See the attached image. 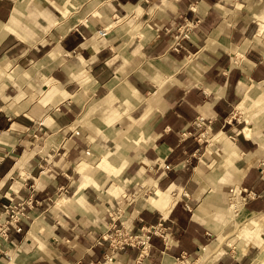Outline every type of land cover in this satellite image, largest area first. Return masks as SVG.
<instances>
[{"label":"crops","instance_id":"0c3cea01","mask_svg":"<svg viewBox=\"0 0 264 264\" xmlns=\"http://www.w3.org/2000/svg\"><path fill=\"white\" fill-rule=\"evenodd\" d=\"M18 4L27 35L0 41L26 65L0 88V203L37 202L0 264H264V0ZM184 17L199 22L176 50ZM42 77V95L12 101ZM159 223L145 253L111 249L114 225Z\"/></svg>","mask_w":264,"mask_h":264},{"label":"built area","instance_id":"2783aa9c","mask_svg":"<svg viewBox=\"0 0 264 264\" xmlns=\"http://www.w3.org/2000/svg\"><path fill=\"white\" fill-rule=\"evenodd\" d=\"M198 22L199 19H187L184 17L183 22L175 27L174 33L172 32L174 49L178 50L181 40L190 36L192 30L198 25ZM167 30L171 29L167 28ZM194 128H203L201 132H204L205 126L203 118H199L195 121ZM242 201L241 198H236L234 195H231L229 197L228 207L236 213ZM36 202L37 200H34L32 195L29 194L27 197H8V201L0 203V246L3 242L8 240L9 232L12 228L16 230L21 229L19 224L20 220L27 216L29 209H31ZM162 227L161 223H159V225H148L142 227L139 233H132L122 227H116L114 225L113 231L111 232L114 239L111 238L109 244L111 249L123 248L125 245H137L140 252L145 253L149 238L153 233L162 232ZM5 256L10 258V255L7 253H5ZM111 259L112 255L110 252L105 255L103 260L90 261L88 264H109Z\"/></svg>","mask_w":264,"mask_h":264},{"label":"rangeland","instance_id":"374dc122","mask_svg":"<svg viewBox=\"0 0 264 264\" xmlns=\"http://www.w3.org/2000/svg\"><path fill=\"white\" fill-rule=\"evenodd\" d=\"M17 2L18 3H20L21 5H22V8L24 9V8H27L28 6H30L28 3H30V0H17ZM14 6H15V4H14ZM14 8V7H13ZM20 9V8H19ZM13 10V9H12ZM19 16L21 17L22 16V20H20V21H17V25H16V27L14 28V30L13 31H10V32H7L4 36H2V35H0V41L8 34V33H15V34H17V35H20V36H26L27 35V32H26V28H29V27H27V26H25L24 25V23H26V22H24L23 23V21L25 20V18H27L28 19V21H29V17H30V15H28V16H25L22 12H21V10L19 11ZM8 19H9V17H8ZM8 19L7 20H5V21H7L8 22ZM3 23H5V22H1L0 23V28H2L3 27ZM27 24V23H26ZM51 53H53L52 54V56L51 57H53V56H55V52L54 51H52ZM238 58V57H237ZM26 65H24L23 63L22 64H16V67L18 68V70H22L24 67H25ZM43 66H44V64H43ZM43 66H39V67H43ZM16 67H15V63L12 61V60H10L9 58H4V59H2V58H0V88H1V86L8 80V77L10 76V75H12L13 73H16ZM33 69H35V68H33ZM6 70V71H5ZM34 71L35 70H33V71H31V70H26V72H27V74L30 72V73H34ZM46 81V79H44V77H42L40 80H37V86L35 87V85L32 87V85L29 83V86L30 87H22L21 88V91L19 90L18 91V89H17V87H16V85L15 86H13V85H10L9 86V88H8V93H10L11 95H12V101H14V100H19V99H21V98H25V97H31V96H34V97H36L37 98V95H38V97L40 96V95H42L43 94V92L45 91L43 88H44V86H42L41 85V81ZM8 82V81H7ZM47 83H49L48 81H47ZM17 93V94H16ZM14 94V95H13ZM1 95V94H0ZM246 95V98L250 95V91L248 90L247 91V93L245 94ZM17 96V97H16ZM36 98H34V99H36ZM43 100V99H42ZM246 108L247 107H241V108H236L235 109V115H237L238 113H239V115L241 114V109H243L242 110V112L244 111L245 112V110H246ZM247 112H251V108H249V109H247ZM201 130L202 129H199V130H197V134L198 133H200L201 132ZM205 135H207L206 133H204ZM16 184H19L18 182H16ZM135 198V197H134ZM229 213H231V212H233L230 208H229ZM238 212V211H237ZM233 216H234V214H233ZM235 217V216H234ZM235 220L236 219H233V222H235ZM236 223V222H235ZM237 223H242V224H244L245 222L243 221H241V222H237ZM242 224H240V225H242ZM116 227H121L122 225H115ZM237 229V228H236ZM251 229H250V227H246L245 228V231H250ZM237 231V230H236ZM239 233V232H238ZM114 239V236L113 235H111L110 234V236H109V239ZM117 239V238H116Z\"/></svg>","mask_w":264,"mask_h":264},{"label":"bare ground","instance_id":"6f19581e","mask_svg":"<svg viewBox=\"0 0 264 264\" xmlns=\"http://www.w3.org/2000/svg\"><path fill=\"white\" fill-rule=\"evenodd\" d=\"M15 6L12 10V14L10 19L8 20V22L3 23V27L0 28V35L4 36L7 32L13 31L14 28L17 25V21L22 20V16L20 17L19 15V11H20V6L17 2V0H15ZM77 0H65V5H72L76 2ZM61 11L63 12V15L68 14V9L66 6H64L63 8H61ZM69 13H71V11H69ZM69 16V15H68ZM53 53H50L49 56L51 57ZM44 62L40 61L38 63L39 66H43ZM203 132H201L202 134ZM81 163V162H80ZM23 164V163H22ZM19 165V163H18ZM85 166V165H84ZM25 174V173H24ZM172 197H168L166 199V202H164V206H163V211L166 213V211L169 209L170 205L172 204ZM151 204V203H150ZM152 205V204H151ZM152 207V206H151ZM169 211V210H168Z\"/></svg>","mask_w":264,"mask_h":264}]
</instances>
